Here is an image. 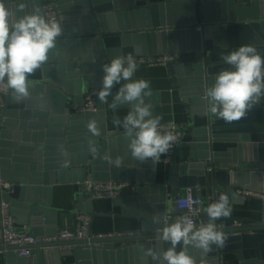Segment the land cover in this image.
<instances>
[{"label": "crops", "instance_id": "obj_1", "mask_svg": "<svg viewBox=\"0 0 264 264\" xmlns=\"http://www.w3.org/2000/svg\"><path fill=\"white\" fill-rule=\"evenodd\" d=\"M82 1L70 0L69 2L70 5H76L77 2ZM191 1L148 0L146 7L129 11V15H125V13L128 14L125 11L113 9L109 14L113 16L114 30L110 26L108 17L100 20L98 25L95 21H90L88 9H84L85 15H82L86 18L84 21L81 23L79 21L70 22L69 26L73 31H68L65 26L68 38L64 40V51L62 50L56 55L50 53L47 64L30 77L34 83L30 86V97L26 100L32 102L30 105L32 116L26 118L20 115H6L5 121L9 120L11 124L2 126L5 133L9 135L3 140L11 143L9 158L15 172H20L18 168L29 167L33 163L29 159L27 148H23L27 144L33 146L34 159L37 157L38 145L48 146L49 158L51 163H54L43 170L44 173H47L45 182L28 184L27 186L31 190L25 195V201L21 200L22 203L15 206L17 209L29 211L28 215L15 213L20 226L27 225L29 230L36 234H43L67 225L73 226L72 215L59 210H72L76 201H80V199L84 200V202L82 200L79 202L81 209H85L87 203H90L93 212L112 214L94 218L92 222L94 234H137L143 229L144 221L137 217L142 212L152 211V208L158 203L167 204L169 210L172 211L173 204L185 189L174 188L171 202H165L170 196L167 190L170 182L169 177L173 164L188 156L189 148H176L170 160H168L167 153L155 163L140 162L128 154V141L123 136L115 137L112 143L110 136L104 138L99 135L100 143L96 147L98 154H89L87 157L85 153L90 148L86 144L94 137L87 129V122L78 119L74 123L73 129L71 126L65 127V125L68 121L66 117L70 118L76 115L77 107L82 103L90 88L88 85L102 79L104 59H96L95 52L102 53L107 57V60L111 61L112 58L121 54L126 56L131 53L133 56H137L145 54L146 51L152 54V52H156L155 50L176 46V43L182 42L180 31H190L189 24L182 22L188 19L189 12L192 10ZM24 4L26 5L25 12H32L34 9L40 10L37 4ZM152 4L160 5L161 18L164 23V26L155 31L146 27L152 22L150 12ZM195 5L199 21L198 0H195ZM77 8L75 7L73 10L75 12L71 11L72 14L81 9ZM23 14L19 13V15ZM103 14L106 13H100L101 16ZM75 15L76 20H79V14ZM91 22L94 23L91 24ZM139 24H143L144 27H139ZM92 25L99 29L91 31ZM198 25H200V21ZM188 33L196 35L192 31ZM192 37L191 40L195 41L196 38ZM188 40L190 41V38ZM73 49L78 51L77 54H73ZM180 52L183 53V56H187L191 60L194 59V52ZM62 53L65 54L63 58H61ZM133 79H145L150 82L153 95L146 98V102L148 100L153 105L155 115H157L155 107L160 108L163 122L175 121L183 128L190 124L192 113L185 106L178 84L177 72L173 66L151 67L137 64V71ZM111 101L112 97L110 96L104 115V125L109 133L115 132V117L118 116L122 120L130 110L128 105H122L113 110L110 107ZM120 128L123 130L122 127ZM24 133L29 134L28 142L24 141ZM18 134L22 136L17 138ZM103 138L105 140L102 145ZM61 147H63L62 150ZM105 156L107 159L104 158ZM117 156L123 157V163L119 168L112 162ZM237 168L238 171L234 173L232 180L234 184L239 185L238 189L248 186L264 194V168L261 167V163L257 159L241 163ZM89 174L93 176L96 174L110 180H129L133 182L135 189H127L122 200L119 201L91 199L87 194L82 197L79 195L80 186L77 184V180ZM8 180L12 181V178L9 177ZM16 183H19L18 180ZM206 203H210L209 195ZM27 206L33 207V214H30V208ZM183 214L185 212L179 211L178 216ZM232 216L237 224H258L264 220V200L252 196L239 204H233ZM127 244L129 242H116L107 249L96 247V258L89 255L84 260L87 261V264H148V257L141 249H135L132 246L122 248ZM71 250L72 248L70 249L68 246L46 249L49 255L48 264L74 263L75 257ZM36 257L35 264H41L39 257ZM15 259L16 262H19L17 256ZM246 263L247 261H241L235 252H222L221 254L220 264Z\"/></svg>", "mask_w": 264, "mask_h": 264}, {"label": "water", "instance_id": "obj_2", "mask_svg": "<svg viewBox=\"0 0 264 264\" xmlns=\"http://www.w3.org/2000/svg\"><path fill=\"white\" fill-rule=\"evenodd\" d=\"M43 1L45 0H8V3L12 6L18 3H32L34 5L40 4ZM69 1L70 0H56L64 13V23L68 31H73L70 29V22L74 23L79 21L81 23V21L86 19L84 18L85 16H82L85 15L83 13L84 9H88L91 18L90 21H95L96 25L99 24L100 20L108 17L110 26L113 27V16L109 14L113 9L125 11L128 13H125V15H129V11L143 9L148 5V0H83L82 2H77L76 5H70ZM191 2L193 5L192 10L189 12L188 19L183 20L182 23L189 24V30L196 35H189L188 32L190 31H180L182 42L176 43V46H171L169 49L164 48L162 50H155L156 52L154 53L152 52V54L168 51H190L195 53L191 63L175 68L185 106L192 113V121L188 126L184 127V144L180 148H189L190 153L179 162L173 164L172 173L169 177L170 182L167 187L170 196H168L165 202H171L172 190L176 187L186 189L187 187L201 186L205 198H207L208 195L212 196L210 202L216 200L219 194L226 193L229 196L232 208L233 204H239L251 198V196L239 194V185L233 183L232 177L234 173L238 171L237 166L251 159H257L261 163V167L264 168V98L253 106L251 110L248 111L247 115L240 121L225 123L222 120H214L210 115L205 116L203 114L204 99L201 98V95L203 94L205 82L208 87L211 86L214 75L220 70L230 67L223 63L221 59L222 53H229L242 45L254 44L257 46L260 53L264 55V0H198L200 7V29L198 30L195 29V26L199 23L195 8V0ZM75 7L81 8L79 12L75 13L79 14V20H76V15L71 12ZM150 12L152 15V22L151 25L146 27L151 31H155L161 26H164L160 13V5L152 4ZM100 13L106 14L101 16ZM93 23L94 22H91V24ZM138 26L144 27L143 24H139ZM97 29L99 28L92 25L90 30L96 31ZM114 29L115 27L112 28V30ZM105 32H107V30H105ZM191 37L196 38L195 41L191 40ZM189 38L192 44L188 40ZM64 45V40H58L56 48L50 52L51 55H56L62 50L64 51ZM77 52L78 51L73 49V54H77ZM145 54H150V52L146 51ZM64 55L65 54L62 53L61 58H63ZM95 58L104 59L103 65L110 63L107 57L102 53L98 54V52H95ZM101 80L102 79L92 82L88 86L91 87L96 84H101ZM117 89L118 88H114L113 92ZM5 100V116L20 115L26 118L32 116V111L30 109V105H32L31 100L17 101L11 93L5 96ZM155 110L157 115L162 117L160 108L155 107ZM40 115L43 116L42 113H40ZM104 115L105 112L103 111L100 114H76L70 118L66 117L68 121L65 127L71 126V129H73L76 120L81 119L88 124L89 121L96 120L97 117V121L101 128L100 136L104 138L110 136L113 143L115 137L122 136L123 130L115 124V132L109 133L104 125ZM161 122H163V117ZM10 124L11 122L7 120V122L4 121L2 126L4 127ZM20 136L22 135L18 134L17 138H20ZM5 137H9V135H7L1 127L0 177H11L12 180H14L9 196L13 200V204L15 203L14 205L17 204L16 206H19V203H22L21 200L25 201V195L31 190L27 185L31 182L44 183L47 173H44L43 170L54 163H51L49 158L50 152L48 151V146L43 147L38 145L37 157L34 159L35 154L32 149L33 146L27 144L26 146L24 145L23 148H27L29 159L31 163H33L29 167L18 168L20 172H15L13 166L10 164L11 160L9 158V146L11 143L3 140L6 139ZM23 138L25 142H28L29 134L24 133ZM104 138L102 139V145L105 140ZM99 139V136H94L91 142L98 147L100 143ZM86 146L90 148L89 143H87ZM62 149L63 147H61V150ZM85 154L87 157L89 154L93 155L90 149H88ZM35 160L36 162H34ZM85 163L87 162L85 161ZM95 176L104 180L109 179L99 177L96 174ZM81 179H83V177ZM16 180H18L19 183H16ZM245 187L249 188L248 186ZM119 200H122V197L114 201ZM32 206L34 205L32 204ZM23 207L25 208V206ZM27 207L30 208V214H33V207ZM12 211L13 213L19 212L24 215L29 214L28 210H20L15 207L12 208ZM59 211L68 212L72 215V228L76 230L77 214L82 211L79 207V201H76V205L72 210L60 209ZM85 211L90 214L92 222L96 216L112 215L110 213L101 214L93 212L90 203H87ZM179 211L186 212V210L179 209L177 203L173 204L172 211L169 210L167 204L158 203L152 208V211H144L140 216H137L144 221L143 229L140 233L120 237L92 238L85 241H61L37 244L32 246L34 255L28 259L20 258L18 259L19 262H16V255L12 252L14 249H18V247L10 246L6 248L8 252H5V248L1 247L0 264H35L36 256L39 257L41 264H48L49 255L46 249L53 247H71V252L75 257V262L72 264H87V261L84 259L88 258L89 255H93L96 258V247L107 249L116 242H129L127 246H122V248L132 246L135 249H141L143 252L147 248L160 250L162 245L155 240V236L157 234V229L162 225L154 224L152 222V216L155 213H160L166 216L169 222H171L178 216ZM203 217L204 222H207V215L204 214ZM217 222V224L223 225V231L227 239L223 247H214L210 253L203 256L206 264H220L222 252H235L241 261H247L246 264H264V220L258 224H237L231 214L229 218ZM91 233L93 234L92 224ZM167 246L168 245H163V247ZM189 251L191 255L197 258L198 262L201 260L203 254L199 249L190 248ZM57 260H59L58 257ZM147 262L148 264H153L149 257Z\"/></svg>", "mask_w": 264, "mask_h": 264}, {"label": "clouds", "instance_id": "obj_3", "mask_svg": "<svg viewBox=\"0 0 264 264\" xmlns=\"http://www.w3.org/2000/svg\"><path fill=\"white\" fill-rule=\"evenodd\" d=\"M25 8L24 3L12 6L8 0H0V86L17 101L30 97V86L34 83L30 77L47 64L50 52L63 34L60 20L47 17L39 9L25 12ZM221 59L230 67L216 73L211 86L206 88L203 114L216 121L233 123L244 118L264 98V55L256 45L246 44L222 53ZM136 71L137 62L131 53L112 58L110 63L102 65L103 76L97 97L107 103L111 96L113 110L122 105L129 106L130 110L122 120L118 116L114 119V123L123 128L128 154L137 161L155 163L168 153L178 137L173 130L175 125H163L162 117L155 115L153 105L146 102V98L153 95L150 82L133 79ZM117 86L114 94L113 89ZM87 129L93 136L101 133L96 120L89 121ZM89 147L94 155L98 154L91 141ZM112 162L119 168L123 157L117 156ZM201 212L207 215V222L197 226L193 218ZM231 214L226 193L219 194L203 209H189L171 222L166 216L155 213L152 222L162 225L157 229L155 240L162 247L160 250L147 248L144 255L151 258L153 264H206L203 256L214 247H223L227 239L223 225L216 222ZM190 248L199 249L203 254L199 262L190 254Z\"/></svg>", "mask_w": 264, "mask_h": 264}, {"label": "built area", "instance_id": "obj_4", "mask_svg": "<svg viewBox=\"0 0 264 264\" xmlns=\"http://www.w3.org/2000/svg\"><path fill=\"white\" fill-rule=\"evenodd\" d=\"M36 5V4H35ZM40 11L49 18H56L62 22L63 34L58 40H65L68 38V34L64 23V13L60 9L59 4L56 0H45L40 4ZM195 29H200V25L195 26ZM137 64L146 66H173L174 68L184 66L185 64L191 63L192 60L187 56H183L182 52H164L158 54H141L133 56ZM101 84L91 86L83 98L82 103L77 107V115L87 114H100L105 112L106 104L102 103L98 97L97 92L100 90ZM208 88L206 82L203 86V98L204 92ZM114 93V92H113ZM10 94L9 91L5 90L0 86V131L2 124L5 121V96ZM108 97V101H109ZM96 117V121H97ZM100 119V118H99ZM169 123L175 125L174 132L177 134L178 140L172 148L168 151V160H170L174 150L181 147L184 144L183 137L185 134L184 128L181 127L175 121L162 122L163 125L167 126ZM7 178L0 177V248L4 247L5 252H8L6 248L13 246L18 247L12 252L20 259H28L33 256V248L37 244L42 243H55L61 241H85L92 238H109V237H120L131 234H92L91 224L92 218L85 209L77 214V227L73 230L72 226H65L63 228H56L55 230L45 232L43 234H36L29 230L27 225L23 227L19 225L17 216L13 213L12 208L16 205L13 204V200L10 198L11 187L14 181L8 180ZM77 184L80 186V196L87 194L91 199H112L116 200L125 195L127 189H135V185L129 180H104L93 176L92 174L86 175L83 179H78ZM238 193L243 196H253L264 200V194L260 193L251 188H239ZM212 196L209 195V202ZM206 199L203 196V188L201 186L187 187L184 193L179 196L176 200L178 208L181 210L189 211V209L200 207L203 209L207 206ZM84 202L83 199H80ZM20 204V203H19ZM185 212V213H186ZM204 213L201 212L199 216L193 218V223L199 226L204 222ZM218 223V222H216ZM67 247V246H65ZM69 247V246H68ZM71 249V247H70ZM36 256V255H35Z\"/></svg>", "mask_w": 264, "mask_h": 264}]
</instances>
